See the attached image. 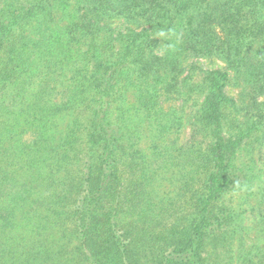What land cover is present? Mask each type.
<instances>
[{
	"label": "trees",
	"instance_id": "1",
	"mask_svg": "<svg viewBox=\"0 0 264 264\" xmlns=\"http://www.w3.org/2000/svg\"><path fill=\"white\" fill-rule=\"evenodd\" d=\"M263 203L264 0H0V264H264Z\"/></svg>",
	"mask_w": 264,
	"mask_h": 264
},
{
	"label": "rangeland",
	"instance_id": "2",
	"mask_svg": "<svg viewBox=\"0 0 264 264\" xmlns=\"http://www.w3.org/2000/svg\"><path fill=\"white\" fill-rule=\"evenodd\" d=\"M114 26H118V22L113 23ZM190 63H193L194 68L191 70V77L194 81L199 80V76L201 74L202 71H209V70H213V69H223L224 65L222 63H220L217 60H209V59H204V60H190ZM189 63V64H190ZM225 92H227V94L231 97L234 98L237 96V91L231 87L230 85L225 89ZM191 101H193V99H190V102L187 104L188 107L190 106V104L192 105ZM175 104L176 107H179V103L178 101L175 102H171V101H163L162 106L164 107V110H169L170 108L173 107V105ZM185 113H189L188 110L185 111ZM192 128L191 126L187 123L186 119L184 120V122L182 123V126L179 129V132L176 135H170L168 136V138L166 137V140L168 139H176L175 140V145L173 146L174 149H176L178 146H183V148L185 149H189L190 147V134H191ZM31 137V134H26L24 136V140L29 139ZM197 140L200 142L201 140H204V138L201 136L197 137ZM168 142V141H167ZM207 142V141H206ZM151 140L148 137V135H144V140L141 141V149L145 152L146 155H148L149 153L151 154V150H150V145H151ZM173 152V151H171ZM161 155V154H160ZM166 156V155H165ZM183 156V155H182ZM147 157V156H146ZM253 157H256V159L261 158V154L260 151L258 149L254 150L253 152ZM148 158H153V156H148ZM161 158V160H159ZM168 158L164 157V155H161L160 157H158V160L161 162H164L165 160H167ZM244 161L245 158L243 159ZM153 161V160H152ZM159 163L153 165V167L157 168V165ZM256 166L253 168L256 172H260L261 170L263 171V166L261 165L260 162H257V164H255ZM178 168H174V167H170L169 169H165V177H170L171 172L173 171H178ZM170 171V172H168ZM261 171V172H262ZM163 184V183H162ZM169 187V184H167L166 182L162 185V191L167 190ZM236 198V199H235ZM231 203L229 202L228 206H230L231 208L235 209V210H246L244 213V221L242 222V225L245 227V232L249 233L247 239H251L254 237V232H253V225L255 220H253L255 218L254 213L255 210L251 209L256 206V199L253 196V194H250V196L248 198H245L244 195H242V193L237 194V196L235 197ZM258 200V199H257ZM263 208L264 207V203L263 205H261L258 208ZM232 209V210H233ZM252 232V233H251Z\"/></svg>",
	"mask_w": 264,
	"mask_h": 264
}]
</instances>
